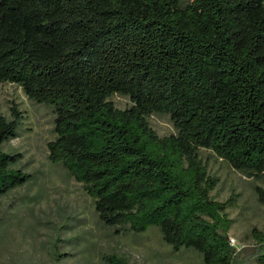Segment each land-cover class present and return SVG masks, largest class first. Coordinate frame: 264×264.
Returning <instances> with one entry per match:
<instances>
[{
    "label": "trees",
    "instance_id": "1",
    "mask_svg": "<svg viewBox=\"0 0 264 264\" xmlns=\"http://www.w3.org/2000/svg\"><path fill=\"white\" fill-rule=\"evenodd\" d=\"M53 108L49 159L82 183L115 233L157 227L205 264H264V234L230 244L234 196L202 148L264 180V0H0V84ZM115 94L133 106L114 107ZM176 132L160 136L152 113ZM0 113V197L31 175L7 153L22 118ZM264 204V188L256 185ZM105 264H130L116 253Z\"/></svg>",
    "mask_w": 264,
    "mask_h": 264
},
{
    "label": "rangeland",
    "instance_id": "2",
    "mask_svg": "<svg viewBox=\"0 0 264 264\" xmlns=\"http://www.w3.org/2000/svg\"><path fill=\"white\" fill-rule=\"evenodd\" d=\"M108 101L119 109L133 106L130 97L120 94ZM11 107L22 118L3 149L20 154L13 167L31 179L0 197V264H105L102 256L110 253L125 256L130 264H205L194 249L173 251L157 227L115 233L105 226L82 183L48 157V142L56 138L53 108L33 102L16 84H0V113L11 119ZM147 119L160 136L176 132L169 114L152 113ZM200 155L219 180L211 194L220 201L234 196L228 208L230 236L242 256L251 253L257 245L253 230L264 234V204L255 192L256 185L264 188V180L246 176L212 150L202 148Z\"/></svg>",
    "mask_w": 264,
    "mask_h": 264
},
{
    "label": "built area",
    "instance_id": "3",
    "mask_svg": "<svg viewBox=\"0 0 264 264\" xmlns=\"http://www.w3.org/2000/svg\"><path fill=\"white\" fill-rule=\"evenodd\" d=\"M230 244L233 245V246H235L237 249H239L238 246H237V243H236L235 238H233L231 236H230Z\"/></svg>",
    "mask_w": 264,
    "mask_h": 264
}]
</instances>
